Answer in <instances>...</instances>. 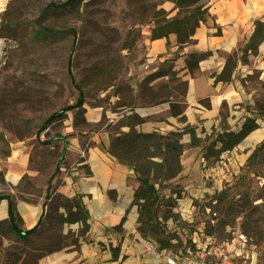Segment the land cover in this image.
I'll use <instances>...</instances> for the list:
<instances>
[{
    "label": "crops",
    "instance_id": "1",
    "mask_svg": "<svg viewBox=\"0 0 264 264\" xmlns=\"http://www.w3.org/2000/svg\"><path fill=\"white\" fill-rule=\"evenodd\" d=\"M207 3L213 19L199 27L193 44L180 47L175 35L168 39L148 40L145 42L146 63L136 69V72H155L162 62L177 56L175 65L186 86L180 100L172 97L157 106L123 107L118 120L123 119L125 123L116 134L112 130L106 131V126L100 133L88 134L87 129L91 130L101 121L102 113L96 109L82 107L86 132L81 134L77 133L79 127L74 123L80 110L68 114L69 122L60 133L63 139L67 137V164L58 176L50 178L49 186L53 187L55 196L81 201L88 214L89 231L84 239H80L78 248L65 247L38 256L29 264H167L166 259L144 251L145 240L138 232L139 208L133 204L138 187L136 175L132 167L108 153L110 139L128 133L130 126L141 133L163 135L188 127L205 144L217 134L239 131L247 119H255L259 128L217 162L206 161L202 148H190V135L183 137V172L172 182L181 191V198L173 210L180 222L175 224L169 220L166 228L177 232L178 248L192 239L203 242L211 237L226 251L241 256L237 257V264H249L243 254L251 257L255 264H263L264 249L248 243L246 248H242L241 236L247 241L252 238L245 233L240 217L231 223L216 221L217 224L208 228L211 223L208 211L212 208L207 206V201L223 190L224 180L241 173L237 164L243 166L254 160L252 155L264 144V42L257 55L243 53L254 35L256 22L264 23V0H207ZM218 30L221 31L220 36L216 34ZM193 54L208 56L190 73L187 60ZM141 75L130 84L135 90L137 83L144 79ZM106 116L110 120L109 115ZM132 117L143 122L134 125L130 120ZM27 169V152L22 146L13 145L6 158L0 155V176H3L0 196L11 198L14 213L24 232L33 229L47 210L45 203L15 201V192ZM207 182H210L209 186H206ZM170 195L168 189L161 192L166 199ZM46 196L47 192L45 199ZM213 204L217 202L214 200ZM63 213L59 209V214ZM8 220L9 202L4 200L0 203V223ZM81 229V224H66L62 232L65 236L72 233L77 237ZM2 239L0 234V241ZM40 253L33 249L30 257Z\"/></svg>",
    "mask_w": 264,
    "mask_h": 264
},
{
    "label": "rangeland",
    "instance_id": "2",
    "mask_svg": "<svg viewBox=\"0 0 264 264\" xmlns=\"http://www.w3.org/2000/svg\"><path fill=\"white\" fill-rule=\"evenodd\" d=\"M66 1L0 0V155L8 157L13 145L26 149L28 169L15 201L46 203V220L58 216L59 202L52 201L53 187L48 186L50 178L66 167L68 149L67 137L60 135L68 117L39 132L52 114L75 105L82 94L83 107L102 113L88 134L100 133L105 126L116 134L125 123L118 120L123 107L157 106L172 97L180 100L186 89L175 65L177 56L162 62L155 72H136L146 63L145 42L155 23L177 15L174 0H86L79 10L69 12L52 7ZM140 73L144 79L135 90L130 84ZM156 74L165 76L154 78ZM74 123L77 133L86 132L83 112H77ZM237 166L241 173L224 180L223 190L208 199L207 206L218 214L217 222L231 223L240 217L252 238L248 245L264 249V149L254 160ZM46 192L52 200L46 201ZM217 198L220 203L214 205ZM164 212L159 208L161 218ZM164 228L177 237V232ZM43 230L24 242L0 229V264H19L24 257L32 263L37 255L30 257L31 250L43 245L46 252L62 249L76 238L52 226Z\"/></svg>",
    "mask_w": 264,
    "mask_h": 264
},
{
    "label": "trees",
    "instance_id": "3",
    "mask_svg": "<svg viewBox=\"0 0 264 264\" xmlns=\"http://www.w3.org/2000/svg\"><path fill=\"white\" fill-rule=\"evenodd\" d=\"M85 2L86 0H69L60 5H53L52 7L56 11L69 12L71 10H79L83 4H87ZM173 3L174 9L178 10L177 15L171 19L164 18L157 21L151 31L150 40L168 39L171 35H175L180 47L191 45L194 43V36L199 27L213 19L207 0H174ZM255 27L254 35L243 50L244 55H257L259 46L264 42V23L258 21ZM216 34L220 36L221 31L218 30ZM207 56L190 55L187 60L189 72L193 73L198 64ZM164 76L165 74H156L154 78ZM83 99L82 94H80L75 105L52 114L44 122L39 132L43 133L48 127L64 122L69 112L76 110L83 112ZM130 120L134 125L143 122V120L134 117ZM129 125L131 124L129 123ZM258 128L259 125L255 119H247L239 131H225L217 134L213 140L210 142L207 140L205 144L201 139L197 138L195 131L188 127L181 131L163 135L157 132L141 133L134 126H130L128 133H121L112 137L108 144V153L117 161L132 167L136 175L135 181L138 187L134 193L133 204L139 208L138 232L142 238L151 244H155L161 250L176 249L180 245L177 242V238L167 233L164 226L169 220H172L175 224L180 222L179 216L173 210L181 198V191L172 182L183 172L181 159L185 152V146L182 140L185 135H190L191 137L190 148H202L203 158L206 161L214 160L217 162L223 154L233 151ZM263 149L264 145L258 147L252 155V158H256L257 154L263 151ZM164 189L170 190L171 195L168 199L161 196V192ZM55 198L59 202L55 208L58 215L57 218L50 217L49 220H46L49 207L45 203L47 210L41 216L36 226L24 232L20 228L21 221L14 213L11 198L6 195H1L0 203L4 200L9 202V220L0 223V229L8 234H13L21 241L29 242L31 237L42 233L46 227L52 226L61 231L66 224L78 223L82 225V229L78 236L73 239L72 244L68 246L78 248L80 239H84L89 231L88 214L78 198L69 200L54 195L52 200L51 194H47L46 201L50 199L54 201ZM218 200L217 198V204L220 203ZM160 205H162L161 209L163 208L165 211L163 218L159 216ZM59 209H62L64 213L59 214ZM34 250L41 252L35 256L37 258L38 256L41 257V255L51 254L61 249H53L46 252L45 246L43 245V248ZM19 264L27 263L22 259Z\"/></svg>",
    "mask_w": 264,
    "mask_h": 264
},
{
    "label": "built area",
    "instance_id": "4",
    "mask_svg": "<svg viewBox=\"0 0 264 264\" xmlns=\"http://www.w3.org/2000/svg\"><path fill=\"white\" fill-rule=\"evenodd\" d=\"M211 224L214 225L218 214L212 210L208 211ZM242 248H246L247 239L241 236ZM144 251L151 253L154 256L166 259L167 264H237V257L219 244L215 239L207 237L203 242H198L195 239L190 240L182 248L177 249H159L155 244L144 242ZM249 264H255L251 257L242 255Z\"/></svg>",
    "mask_w": 264,
    "mask_h": 264
}]
</instances>
